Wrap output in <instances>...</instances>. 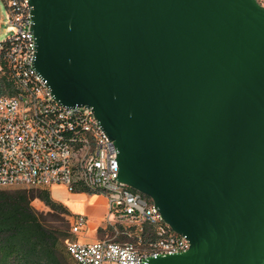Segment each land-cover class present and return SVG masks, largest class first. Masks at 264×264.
Listing matches in <instances>:
<instances>
[{"label":"water","instance_id":"obj_1","mask_svg":"<svg viewBox=\"0 0 264 264\" xmlns=\"http://www.w3.org/2000/svg\"><path fill=\"white\" fill-rule=\"evenodd\" d=\"M35 71L90 107L118 182L188 251L146 264H264V6L30 0Z\"/></svg>","mask_w":264,"mask_h":264},{"label":"built area","instance_id":"obj_2","mask_svg":"<svg viewBox=\"0 0 264 264\" xmlns=\"http://www.w3.org/2000/svg\"><path fill=\"white\" fill-rule=\"evenodd\" d=\"M256 2L264 6V0ZM1 4L14 33L0 42V52L16 92L0 95V190L62 187L70 194L86 189L104 196L115 237L134 243L71 239L66 252L75 264H146L188 251L189 241L170 229L150 200L118 182L117 150L92 108L61 106L35 71L30 0ZM69 220L72 236L86 230L84 215Z\"/></svg>","mask_w":264,"mask_h":264},{"label":"trees","instance_id":"obj_3","mask_svg":"<svg viewBox=\"0 0 264 264\" xmlns=\"http://www.w3.org/2000/svg\"><path fill=\"white\" fill-rule=\"evenodd\" d=\"M0 66V95H12L16 89L5 67L3 52ZM78 193L99 195L86 189ZM34 201L48 211L35 210ZM70 217L68 209L55 201L48 189L0 190V264H75L66 252V242L73 238Z\"/></svg>","mask_w":264,"mask_h":264},{"label":"crops","instance_id":"obj_4","mask_svg":"<svg viewBox=\"0 0 264 264\" xmlns=\"http://www.w3.org/2000/svg\"><path fill=\"white\" fill-rule=\"evenodd\" d=\"M52 188L63 191L60 197L51 195L55 201L65 205L73 216L84 215L87 219L86 229L88 231L94 228L97 229V226L107 214V203L104 196L87 195L85 193L67 194L62 187H51L48 190L50 191ZM77 239L84 242L94 241L92 235H80Z\"/></svg>","mask_w":264,"mask_h":264},{"label":"rangeland","instance_id":"obj_5","mask_svg":"<svg viewBox=\"0 0 264 264\" xmlns=\"http://www.w3.org/2000/svg\"><path fill=\"white\" fill-rule=\"evenodd\" d=\"M262 1L263 0H259V2H262ZM0 12H1V20H0V42H3V41H5L8 37H10L14 33V29L9 25L8 17H7V14H6V10H5V8H4V6L2 4L0 5ZM64 192H66V191L64 190ZM50 193L54 197H60L63 194V191L52 188L50 190ZM66 193L69 194L68 192H66ZM32 206L38 212H44V213H46L48 211L46 209V207L42 203H40L38 201H34L32 203ZM70 216H72L71 213H70ZM106 218H107V214L103 218V220L101 221V223L97 226V229L94 228V229H92L90 231H88V229H86V230H84L82 232L81 235H84V236L85 235H92L94 237V240L108 238V239H113V240H115L117 242H120V243H124V242L134 243V239H132V238H129V239L121 238V234H119L117 237H115L114 230L111 227L108 226V224L106 222ZM115 228L118 231L120 230V226H118V225H116ZM76 238H77L76 236H73L72 239L74 240ZM72 262H74V261H72Z\"/></svg>","mask_w":264,"mask_h":264}]
</instances>
